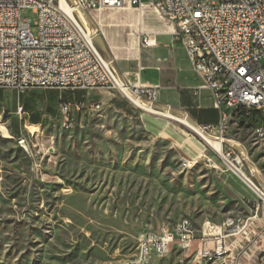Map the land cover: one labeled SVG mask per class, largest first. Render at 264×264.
<instances>
[{"label": "rangeland", "instance_id": "374dc122", "mask_svg": "<svg viewBox=\"0 0 264 264\" xmlns=\"http://www.w3.org/2000/svg\"><path fill=\"white\" fill-rule=\"evenodd\" d=\"M20 16L31 23L36 18L30 10ZM139 16V11L91 10L79 18L95 39L117 42L137 35L133 24ZM98 91L37 89L22 97L0 91V264H125L139 236L162 221L214 222L237 209L220 195L201 158L183 157L143 121L162 117L118 98L103 101ZM81 96L101 101L102 111L81 127L64 130L57 105ZM24 106L30 111L19 115ZM249 117L232 118L225 139L234 143L225 140L222 150L238 157L260 188L264 145L250 126L255 117ZM210 133L215 139L216 131ZM150 264L210 263L174 250Z\"/></svg>", "mask_w": 264, "mask_h": 264}, {"label": "built area", "instance_id": "2783aa9c", "mask_svg": "<svg viewBox=\"0 0 264 264\" xmlns=\"http://www.w3.org/2000/svg\"><path fill=\"white\" fill-rule=\"evenodd\" d=\"M143 5L172 27L173 41L184 49L202 82L201 89L208 91L213 108L218 112L214 127L198 129L209 137L215 130L214 140H226L232 118L247 113L249 119L255 117L250 126L260 130L263 145L264 0H0V91L8 90L22 97L37 89L106 90L136 110L148 113L134 102L172 115L169 106L157 107L159 87L132 86L119 78L113 61L99 52L92 41L95 34L90 33L79 18L80 12L91 10L133 9L140 12ZM23 10L35 15L33 23L21 18ZM176 24H183L188 41L178 40ZM141 44L152 46V35L144 34ZM196 48H204V56H196ZM220 84H234L228 102H220ZM218 104H225V111H218ZM101 111L100 102L83 96L61 100L57 105V116L67 131L81 127L83 118L90 120ZM21 112L18 108L19 115ZM208 148L227 169L239 172L240 160L231 157V151L225 153L221 148L219 153ZM209 162L211 159H207ZM256 189L264 203V187ZM223 226L225 235H232L245 227V221L230 219ZM199 233L200 240L213 238L215 245L208 248L205 242H200L194 252L195 261L222 259L226 248L220 228L204 222ZM196 235L197 229L190 219L184 218L175 224L162 223L157 229L146 230L139 236L135 254L125 264H150L172 250L187 252L197 240ZM260 262H264V257Z\"/></svg>", "mask_w": 264, "mask_h": 264}, {"label": "crops", "instance_id": "0c3cea01", "mask_svg": "<svg viewBox=\"0 0 264 264\" xmlns=\"http://www.w3.org/2000/svg\"><path fill=\"white\" fill-rule=\"evenodd\" d=\"M133 26L137 27V35L132 40L122 38L117 42L101 41L99 46L102 55L113 61V69L119 78L132 86L159 87L158 108L169 106L172 116L183 118L196 128L214 127L219 118L218 112L213 108L208 91L201 89L202 82L194 72L184 49L173 41L172 27L165 24L147 5L142 6L140 16L136 18ZM144 34L152 35L154 42L152 46L141 44ZM98 92L102 95L103 101L112 98L117 100L114 94L109 96ZM88 121L87 118H83L82 124ZM143 121L149 126L156 127L158 131L156 134L167 137L179 148L183 157L193 159L197 155L196 158H201V164L216 182L220 195L236 205L237 209L229 210L223 218L209 222L220 228L226 253L222 259L203 263L264 264L260 262V258L264 257V203L260 201L257 192L237 173L220 163L211 152L206 154L205 147L189 137L178 121L150 116H145ZM207 159H211V162L207 163ZM195 163L196 161L190 162V165L193 166ZM236 218L243 219L245 227L226 236L223 223ZM193 222L197 229V240L193 242L189 251L184 253L175 251L182 255L191 253L196 262L194 252L200 247V242H205L206 247L213 248L215 241L213 238L200 240L199 229L208 221ZM162 223L167 222L158 223L155 229Z\"/></svg>", "mask_w": 264, "mask_h": 264}, {"label": "bare ground", "instance_id": "6f19581e", "mask_svg": "<svg viewBox=\"0 0 264 264\" xmlns=\"http://www.w3.org/2000/svg\"><path fill=\"white\" fill-rule=\"evenodd\" d=\"M61 8L66 12L69 13V10L61 5ZM175 33L176 36H178L179 41H188V34L183 33V24H176L175 25ZM196 56H204V48H196ZM229 92H234V84H220V92H219V99L220 102H228L229 101ZM138 107L141 109L147 111L148 113L156 114L159 116L169 117L172 120H176L185 127L189 128L195 135H197L208 147L213 149L216 152L221 151L222 144L225 142V140L217 139L214 140L213 138L204 135L200 129L194 127L193 125H190L185 119L183 118H177L172 115H168L166 113H158L155 112V110H151L148 107L142 106L141 104H138L137 102H134ZM218 111H225V104H218ZM252 130L255 134L256 139L258 142H260V130H257L256 127H252ZM227 143H234L231 140H226ZM264 145V142H263ZM239 172H236L240 177H242L259 195V192L257 191V187L253 184V182L246 176L245 172L239 168ZM256 172V171H255ZM253 190V191H254ZM261 198V197H260ZM264 200V199H263Z\"/></svg>", "mask_w": 264, "mask_h": 264}, {"label": "water", "instance_id": "95a60500", "mask_svg": "<svg viewBox=\"0 0 264 264\" xmlns=\"http://www.w3.org/2000/svg\"><path fill=\"white\" fill-rule=\"evenodd\" d=\"M93 41V44L96 46V48L99 50V52L102 54L99 46L101 45V40H99V38L94 39L92 40ZM179 123V122H178ZM180 125H182L181 123H179ZM184 128H186L188 131H190L191 133H193L189 128L185 127L184 125H182ZM194 134V133H193ZM195 135V134H194ZM199 138V137H198Z\"/></svg>", "mask_w": 264, "mask_h": 264}, {"label": "trees", "instance_id": "16d2710c", "mask_svg": "<svg viewBox=\"0 0 264 264\" xmlns=\"http://www.w3.org/2000/svg\"><path fill=\"white\" fill-rule=\"evenodd\" d=\"M21 111H22L23 113H26V112L30 111V108H29L28 106H24V107H21ZM32 123H33V124H36L37 121H32Z\"/></svg>", "mask_w": 264, "mask_h": 264}]
</instances>
